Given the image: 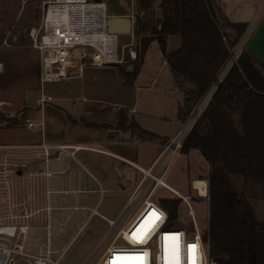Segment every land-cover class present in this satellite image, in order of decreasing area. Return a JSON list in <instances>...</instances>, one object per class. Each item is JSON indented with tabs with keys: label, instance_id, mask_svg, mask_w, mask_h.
<instances>
[{
	"label": "crops",
	"instance_id": "0c3cea01",
	"mask_svg": "<svg viewBox=\"0 0 264 264\" xmlns=\"http://www.w3.org/2000/svg\"><path fill=\"white\" fill-rule=\"evenodd\" d=\"M214 1L230 22L248 24V29L238 44H242L243 50L250 52L258 64L264 63V18L250 28V31L248 18H254L264 0ZM128 2H130L129 8L117 9L110 2L105 1L110 16H130L135 25L136 1L128 0ZM161 2L162 0H154L153 4L154 17L159 20L162 19ZM0 10L2 11L1 3ZM1 37L0 33V112L8 116H18L21 122L13 127H6L4 123H0V133L5 134L4 137H0V146L67 145L70 147L69 152H74L72 155L68 152L59 153L54 149L50 151L47 160L42 151L38 153L26 151L27 156L24 161L27 166L16 173L18 175L16 178L20 180L21 185L18 200H24L25 207L29 212H33L34 216H46L41 235L43 246L39 255H45L47 251L52 252L53 255L62 245L55 242L54 236L63 229L70 217H75L76 220L72 231H75L76 227L81 230L86 217L90 219L96 216L107 224L100 216H93L95 209L107 218H118L132 194L133 180L139 179L140 174L134 172L132 178H125L116 173V168L128 167L125 160L143 167H150L162 153L166 142L183 129L184 124L179 118V110L184 100L182 93L176 87L171 75L164 80L163 84L159 83L158 79L160 70L169 67L166 54L179 48L181 41L176 36L168 37L164 51L159 41L154 40L146 52L137 76L131 79L129 84L126 83L122 73V70L126 69L113 64L93 65L88 60L82 61L75 69L76 71L70 73L65 80L43 83L39 51L33 47L6 45ZM124 37L130 38L127 45L133 43L131 47H139L134 33ZM175 39L177 42L171 48V41ZM155 44L159 46L163 65L152 73L147 59ZM133 66V64L130 65L126 71L132 72ZM49 83L64 85L61 89L51 86L47 89L46 84ZM135 89L137 99L146 90L156 92L162 90L174 95L177 99L175 118L178 128L173 133L169 135L157 133L145 124L144 116L139 118L128 112L122 100L130 94V90ZM43 93L51 100L41 103ZM135 105L131 109L132 114L138 113ZM126 119L132 120L144 131L154 134L156 138L142 139L137 134V129L124 128ZM82 152H86L85 164L77 158V155ZM93 153L102 155L98 158ZM72 163L76 168L72 166ZM173 163H175L174 159L170 167ZM41 171L48 175H40ZM189 174H187L188 177ZM208 176L209 173L205 178ZM198 179L203 178H193L190 184L187 181L184 185H177L178 188L167 184L181 195L193 197L194 187L199 189L195 184L202 182ZM104 185L108 189H105ZM206 189L208 191V188ZM106 191L115 193L112 200L116 202L114 205L118 211L116 217H112L115 213H109L113 209L109 205L105 207L107 211L105 214L100 212L103 202L101 203L102 198H99L98 194L106 193ZM162 193L165 196L164 199L174 196L167 191ZM199 194L204 196L200 189ZM69 233L74 240L75 237L72 236L74 234L70 232V229ZM30 243L33 245L32 240ZM70 243L66 247L62 245V252L67 250Z\"/></svg>",
	"mask_w": 264,
	"mask_h": 264
},
{
	"label": "trees",
	"instance_id": "16d2710c",
	"mask_svg": "<svg viewBox=\"0 0 264 264\" xmlns=\"http://www.w3.org/2000/svg\"><path fill=\"white\" fill-rule=\"evenodd\" d=\"M153 4L154 0H136L138 59L132 72L122 73L129 84L154 40L165 51L168 37H179V48L167 53L166 59L184 96L179 118L185 124L218 81L248 24L230 22L214 0H162L160 20L154 17ZM20 122L18 116L0 112V123L6 127ZM133 128L142 139L156 138L136 123ZM194 150L210 166L205 239L211 256L220 264H264V221L250 200L264 198V63L258 64L250 52L244 51L218 82L191 127L181 153ZM238 181L252 190L249 196L239 192ZM160 204L171 220L178 218L179 200L160 199Z\"/></svg>",
	"mask_w": 264,
	"mask_h": 264
},
{
	"label": "built area",
	"instance_id": "2783aa9c",
	"mask_svg": "<svg viewBox=\"0 0 264 264\" xmlns=\"http://www.w3.org/2000/svg\"><path fill=\"white\" fill-rule=\"evenodd\" d=\"M43 16L41 22L34 28L30 37L33 41L32 47L39 51L41 57V80L45 82H60L65 80L73 69H77L80 63L88 60L93 65L133 63L138 59L137 48L120 45L119 35L110 33L107 26L109 18L108 7L104 0H43ZM128 48L129 61L125 59V48ZM240 47L233 51V62L235 63L240 55ZM67 52V53H62ZM101 55L98 60L97 55ZM221 75V74H220ZM222 80L219 76L218 82ZM216 82L202 100L206 106L217 88ZM51 100L44 93L41 103ZM195 117H192L183 129L172 139L166 142L162 153L150 167H143L137 163L125 160L129 165L125 169H119V173L125 178H132L134 172L140 174L139 179L133 180L134 187L132 194L116 219L107 218L93 210V216L103 218L108 224L109 231H116L113 239L103 248L99 258L93 264H113L115 257L144 256V264H166L165 246L171 247V237L179 234L180 238V264H190L188 245H197V264H220L214 259L209 251L206 242V234L203 233L197 220V213L193 208L194 198L183 196L170 187L165 176L169 170L174 157L181 152L183 142L194 124ZM57 150L59 153L69 152L70 147L65 145L50 146L41 145H3L0 150L6 154V163L14 167L10 175L27 166L24 161L27 153L42 151L43 156L49 159L50 151ZM74 155V152L71 153ZM40 175H48L44 171ZM207 184L208 181L206 180ZM160 187L163 191L172 193L176 198L185 202L189 209L191 227H177L174 220L166 209L160 204V199L154 195ZM199 199L207 200V196ZM162 196V194H159ZM11 197V196H10ZM22 205V218L25 219L24 226H17L11 223L8 226H0V253L5 252L0 259L3 264H19L16 256L27 258L28 264H60L65 255L63 251L57 260H54L52 252L47 251L45 255L33 256L27 252L26 239L30 231V221L34 214L29 212ZM13 210V205L12 209ZM155 211L160 219L156 221L145 236L143 243H137L132 234L137 229L143 230L147 226L150 214ZM22 238L21 243H14L15 238ZM168 238V239H166ZM3 240L4 242H1Z\"/></svg>",
	"mask_w": 264,
	"mask_h": 264
},
{
	"label": "rangeland",
	"instance_id": "374dc122",
	"mask_svg": "<svg viewBox=\"0 0 264 264\" xmlns=\"http://www.w3.org/2000/svg\"><path fill=\"white\" fill-rule=\"evenodd\" d=\"M42 1L43 0H0L2 6V11L0 10V12L2 13L0 14V33L2 36L1 38H3L2 42H4V44L16 46V47H24V46L27 48L32 47L33 41L30 37V33L34 28L38 26L39 19L40 17L43 16ZM107 1L110 2L117 9H124L130 7V2H128V0H107ZM248 18L250 20V25H249L250 26L249 31H250V28L258 24L261 21V19L264 18V2L262 7H260L257 13L254 15V18L252 17H248ZM134 29H135V25H134ZM245 37L246 35L241 41L242 43L245 40ZM128 38L129 37L126 38L124 36H121L120 45L127 46V43L130 42ZM177 39L171 41V48L177 42ZM236 47H240L241 51L239 53L241 55L244 52L243 50L244 47L242 46V44H238ZM124 51H125V58L128 59L129 57L128 48L126 47ZM132 64L123 63V64H113V65H117L121 67V69L127 70V68ZM147 64L152 73L155 71V69H158L163 65V59L159 53V46L157 44H155L153 49H151L150 55L147 59ZM233 65L234 62H233V58L231 57L222 70L223 72L225 69H227L222 79L225 77V75ZM74 71L76 70L73 69L72 72ZM169 75H171V77L174 80L173 73L169 67L161 69L160 78H158L159 83L161 84L165 83L164 80L167 79ZM46 85H47V89H49L50 86L53 88L61 89L64 84L49 83ZM129 92L130 94L124 97L125 99H123L122 102H124L128 112L132 116L139 118L140 116H144L145 124H148L151 130H154L155 132L160 133L162 135H169L173 133L176 128H178L175 118L177 114V99L174 97V95H171L167 92L165 93L162 90H160L159 92L153 90H146L142 93V96L139 99H137L136 89L130 90ZM181 95L183 96V94ZM202 100L197 105L195 111L189 118L190 120L192 117H195L194 123L199 117V115L202 113L203 109L205 108V106L202 105ZM134 104H136L135 106L138 110L137 114H132L131 112V109L134 107ZM124 124L126 127H129L130 129L134 127V123L132 122V120L127 121L126 119V122ZM185 124L183 125V127L185 126ZM4 136H5L4 133H0V137H4ZM85 154L86 152H82L77 155V158L83 164H85L86 162L84 158ZM180 154L181 152L177 154L176 157L174 158L175 163H173V165L170 167L168 175L165 178L168 184H170L173 187H177V185L179 184L184 185L187 181H189L190 184V181L193 178H203V179H198L201 181L208 180L207 177L205 178V176L209 173L210 166L199 151L197 150L191 151V154L189 153L190 155L187 154L180 155ZM5 155L6 154L4 153V151L2 152L0 150V226L1 227L8 226L14 222L15 225L20 227L25 225V219L22 218L23 215L22 205L23 203H25V201L22 199L18 200L17 198V196H19L18 193L21 191L20 180L16 178L18 176L16 173L10 175L9 170H13L14 167L9 166V164L6 163L7 157ZM93 155L99 158L102 154L99 155L93 153ZM119 160L121 159L119 158ZM72 166L76 168L75 164L73 163ZM89 168L92 170L91 167ZM116 170H115L116 173L118 172V174L121 176V174L119 173V169L116 168ZM187 174H189V177ZM23 186L24 185H22V187ZM104 187L105 189H108L106 185H104ZM237 188L240 193L248 196L252 192L250 188L245 187L243 181L237 182ZM162 192H163V188L160 187L158 192H156V194L154 195V198L164 199L165 196H163ZM160 193L162 194L163 197L159 195ZM192 193H193L192 195H194L193 198L195 200L192 202L193 208L197 213V220L199 226L202 229L203 233L207 235L209 232L210 199L208 197V199L204 201L202 199L197 198L198 195L196 191H193ZM114 194L115 193L110 191H106V193L98 194L99 198L100 197L102 198L101 203L103 202V206L100 208V212L105 214L107 212L105 211L106 209L105 207L109 205L111 208H113L111 211L108 210L109 213H113V214L115 213L112 217H116L118 214L117 213L118 211L116 210V206L114 207V205H116V202L115 200H112V196H114ZM166 199H176L180 201L178 218L174 220L175 226L187 227V228L191 227L192 225H191V218L189 216V209L188 206L185 204V202H182L181 199L176 198L175 196H170L169 198ZM250 200L254 206L258 219L260 221H264V198L263 197L250 198ZM12 205H13V210H11ZM44 222H46V216L45 217L33 216L32 220L30 221V231L26 239V249L27 252L33 256H38L40 250L42 249L41 246H43L41 235L45 224ZM75 224H76L75 217H70L67 220L66 225L63 226V229L57 232L54 236L55 242L62 243L63 246L66 242H68L66 244L67 246L73 240L69 233V229L70 232H73L74 234L72 236L75 237L74 240L68 246L63 259L60 261V264H93L99 258L103 248H105V246H107V244H109V242L113 239V236L116 233V231H109L108 225L103 220H101L99 217L96 216L90 219L89 217H86L85 221L82 223V225L84 226L81 230L79 229V227H76V230L72 231V229L75 227ZM31 240L33 242V245H31V243L29 244ZM1 242L4 241L1 240ZM13 242L21 243L22 238L17 237L14 239ZM62 245L60 247V250L51 256L54 260H57L59 258L60 253L62 252L61 249L63 247ZM15 259L19 261L18 262L19 264H28L27 258H25L24 256H16Z\"/></svg>",
	"mask_w": 264,
	"mask_h": 264
},
{
	"label": "snow or ice",
	"instance_id": "6c2138e0",
	"mask_svg": "<svg viewBox=\"0 0 264 264\" xmlns=\"http://www.w3.org/2000/svg\"><path fill=\"white\" fill-rule=\"evenodd\" d=\"M160 219L159 214L153 211L150 214L149 220L146 221V227L142 226L143 230L137 229L136 232L132 234L133 239L137 243H143L145 236L150 231L151 227L155 225L156 221ZM168 239V238H166ZM171 247L166 244L165 246V260L166 264H180L181 255H180V238L179 234L173 235L171 237ZM188 252H189V262L190 264H197V245L190 244L188 245ZM113 264H144V256L136 255V256H125L120 257L117 256L113 260Z\"/></svg>",
	"mask_w": 264,
	"mask_h": 264
},
{
	"label": "water",
	"instance_id": "95a60500",
	"mask_svg": "<svg viewBox=\"0 0 264 264\" xmlns=\"http://www.w3.org/2000/svg\"><path fill=\"white\" fill-rule=\"evenodd\" d=\"M107 26L110 33L119 36H129L134 33V23L130 16H109ZM235 63L237 64V61Z\"/></svg>",
	"mask_w": 264,
	"mask_h": 264
},
{
	"label": "bare ground",
	"instance_id": "6f19581e",
	"mask_svg": "<svg viewBox=\"0 0 264 264\" xmlns=\"http://www.w3.org/2000/svg\"><path fill=\"white\" fill-rule=\"evenodd\" d=\"M63 53V52H62ZM101 58V55H97V59L99 60ZM227 69H225L223 72H222V74L220 75L221 77H223V75L225 74V71H226ZM196 187L197 188H199L200 189V191H201V194L202 195H204V196H207L208 195V191H207V189L206 188H208V184H207V182L206 181H202V182H197L196 184ZM194 187V186H193ZM195 188V187H194ZM199 189H197L198 191H199ZM5 254V252H2V253H0V259H1V257H3V255ZM0 264H3V263H0Z\"/></svg>",
	"mask_w": 264,
	"mask_h": 264
}]
</instances>
